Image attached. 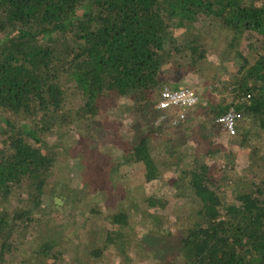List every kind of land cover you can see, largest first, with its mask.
Segmentation results:
<instances>
[{
	"label": "trees",
	"instance_id": "trees-1",
	"mask_svg": "<svg viewBox=\"0 0 264 264\" xmlns=\"http://www.w3.org/2000/svg\"><path fill=\"white\" fill-rule=\"evenodd\" d=\"M187 72L212 86L185 118L163 120L161 90L184 87L175 81ZM117 97L132 100L123 110L135 107L133 132L108 161L75 166L84 192L71 196H101L115 209L93 206L72 224L76 210L60 209L57 138L117 115ZM231 107L239 142L262 136L264 0H0V264H92L112 249L118 264H264V174L218 178L223 161L211 162L222 151L218 118ZM192 133L199 142L185 149ZM249 155L262 162L264 142ZM134 163L162 187L172 171L173 194L128 191L120 166ZM133 213L148 230L143 241ZM89 231L99 236L83 243ZM75 234L84 255L68 256Z\"/></svg>",
	"mask_w": 264,
	"mask_h": 264
},
{
	"label": "rangeland",
	"instance_id": "rangeland-1",
	"mask_svg": "<svg viewBox=\"0 0 264 264\" xmlns=\"http://www.w3.org/2000/svg\"><path fill=\"white\" fill-rule=\"evenodd\" d=\"M223 43L220 41L217 44L218 47H223ZM213 60H216L212 54ZM230 66L234 68L235 65H233L232 62L229 63ZM190 70V69H189ZM186 76H179V79L177 78L175 81V84H179L180 82H185L184 86H191L196 89L200 97L202 98V93L205 89L211 88L212 84L210 80L208 81H202L193 79L192 74L190 72H187ZM166 86L172 87V85L167 84ZM216 93V92H215ZM218 96H228L229 91H224V94H218ZM72 102H79V98L75 95L71 97ZM132 100L124 97H117L113 100L114 108L117 111V115L115 116H108L107 120L105 119H96L87 121L84 124H71L72 131H69V133H65L63 136L57 138V141L61 142L62 144L59 145V149L63 150L64 153L60 155L57 165L59 168L64 169L66 174L65 181L61 182V190L64 192L65 199H63V204L61 205L60 209L62 211H66L67 209H75L76 214L74 217V221L72 224H75L77 221H85L90 213V209L94 206L96 210L100 208V211L102 213H107L114 211L116 206V201L114 202H106L103 197L101 196H94L93 198L89 199L87 204H83L82 202H75L71 196L77 194L80 195V193L84 192V189L82 185H80L81 177L78 174V171L76 169V165L83 160L86 162L91 161H97L99 163H104L108 161L109 156L113 154L119 153L120 149L122 148V142H123V135H130L133 132L132 127V113L135 110V107L131 108L128 111H124L123 108L126 106V104H131ZM162 112L168 117H163V120H170L172 119L170 116L175 114L177 112L176 107H173L172 109H162ZM117 117V118H116ZM174 117V116H173ZM185 123V122H184ZM183 123V124H184ZM186 124V123H185ZM249 122L247 120H241L240 126H249ZM195 130H198V127L195 126L196 124L194 121H192V124ZM79 132V135L77 134ZM219 134L221 137H219L220 143L222 145V151L218 152L217 158L214 160L211 159V162L216 164L218 162H222V170H218L215 173V176L220 178L223 174L229 175L232 179L234 178H240V176L247 175L250 177V179L255 178L254 176V170L257 169V172L259 174H264V160L262 162H256L255 159H252L249 155V148L250 146L256 141L264 142V130L262 131V136L253 135L250 139H247L243 144L239 142V139L236 137V134L234 135H228L225 131H220ZM235 138L238 140V142H233L232 139ZM198 134L192 133L188 135L186 138H184L183 147L185 149L193 150L194 147L198 144ZM168 141L164 140L163 138L158 139L159 146L161 148H165L167 146ZM101 153V154H100ZM110 154V155H109ZM81 155V156H79ZM82 159H81V158ZM81 160V161H80ZM228 160L231 165L226 164V161ZM227 168V169H226ZM120 171L124 173L128 177V184L130 185L127 190L132 192L134 195H137L138 193L143 194H153L158 192L161 196H164L166 194H173V190H175L174 187V179L175 175L172 171L167 170L164 172L163 179L166 182L164 187L160 185V183L156 182H145L141 179V176L143 174L141 165L138 164H122L120 166ZM60 173V172H59ZM61 174V173H60ZM60 176V175H58ZM64 176V175H63ZM61 178V177H60ZM141 184V185H140ZM139 185V187L137 186ZM81 196V195H80ZM63 197V196H62ZM176 203L173 201V204ZM99 205L100 207H97ZM63 206V207H62ZM145 206V205H144ZM158 209V208H157ZM156 210V208H154ZM169 208L164 209V213H169ZM131 219L134 221L133 228H132V234L138 238V240L143 241L146 237V234L148 233V230L144 228L139 222H140V216L137 213H133L131 215ZM51 221L52 218H51ZM57 221L58 220H54ZM64 223H66L67 220H62ZM61 222V221H60ZM82 226H75V229L79 231L82 229ZM174 233L177 232V228L175 226L171 229ZM76 231V232H77ZM99 236L98 233H92L91 231L88 232L87 237L82 236V239H80L79 234H75L71 240L73 241V244H75L74 249L79 245V240H81L83 243L88 242V240ZM97 245V242H96ZM137 247H140L139 244ZM113 251L108 252L103 255L102 259L100 261H93L92 264H118L119 258L117 257L118 251L115 249H112ZM74 251V250H73ZM72 251L68 252V256L72 255L81 256L84 255V252L82 250L76 249L73 253ZM86 259L87 255L85 254ZM89 259V258H88Z\"/></svg>",
	"mask_w": 264,
	"mask_h": 264
},
{
	"label": "built area",
	"instance_id": "built-area-1",
	"mask_svg": "<svg viewBox=\"0 0 264 264\" xmlns=\"http://www.w3.org/2000/svg\"><path fill=\"white\" fill-rule=\"evenodd\" d=\"M201 100L200 95L194 87L184 86L179 88L165 86L161 90V98L159 102L160 109H172L176 107L177 112L170 116L172 122H178L179 119L186 117L187 112L192 110ZM239 112L231 107L225 114L220 116L218 120L221 122L223 131L228 135H234L237 131V119ZM168 117L164 114L162 117ZM174 116V117H173Z\"/></svg>",
	"mask_w": 264,
	"mask_h": 264
}]
</instances>
